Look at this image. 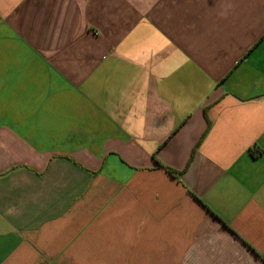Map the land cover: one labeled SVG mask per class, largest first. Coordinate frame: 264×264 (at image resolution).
<instances>
[{
	"label": "crops",
	"instance_id": "obj_1",
	"mask_svg": "<svg viewBox=\"0 0 264 264\" xmlns=\"http://www.w3.org/2000/svg\"><path fill=\"white\" fill-rule=\"evenodd\" d=\"M0 264H264V0H0Z\"/></svg>",
	"mask_w": 264,
	"mask_h": 264
},
{
	"label": "trees",
	"instance_id": "obj_2",
	"mask_svg": "<svg viewBox=\"0 0 264 264\" xmlns=\"http://www.w3.org/2000/svg\"><path fill=\"white\" fill-rule=\"evenodd\" d=\"M249 154H251L252 156H255V155H254V152H253L252 150H249ZM168 171H169V173H171L170 170H168Z\"/></svg>",
	"mask_w": 264,
	"mask_h": 264
}]
</instances>
